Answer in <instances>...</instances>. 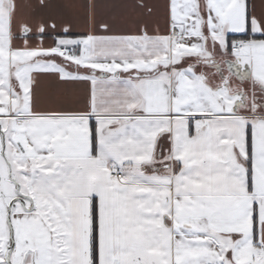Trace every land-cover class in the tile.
I'll list each match as a JSON object with an SVG mask.
<instances>
[{
    "label": "snow or ice",
    "instance_id": "obj_1",
    "mask_svg": "<svg viewBox=\"0 0 264 264\" xmlns=\"http://www.w3.org/2000/svg\"><path fill=\"white\" fill-rule=\"evenodd\" d=\"M18 8L0 0V264H264V0H164L163 28L51 43ZM41 79L82 104L40 107Z\"/></svg>",
    "mask_w": 264,
    "mask_h": 264
},
{
    "label": "crops",
    "instance_id": "obj_2",
    "mask_svg": "<svg viewBox=\"0 0 264 264\" xmlns=\"http://www.w3.org/2000/svg\"><path fill=\"white\" fill-rule=\"evenodd\" d=\"M47 7H39V0H18V17L30 18L33 22L55 20L56 33L45 38L51 43L57 34L63 35L64 28L70 29L72 37L96 31V22L105 21L112 25L114 33H126L134 30L135 24L144 20L149 30L157 22L163 28L162 12L164 0H143L156 9L151 18L134 13L132 6L137 0H46ZM37 99L42 108H74L82 104L84 88L62 87L50 79H41L37 85Z\"/></svg>",
    "mask_w": 264,
    "mask_h": 264
}]
</instances>
